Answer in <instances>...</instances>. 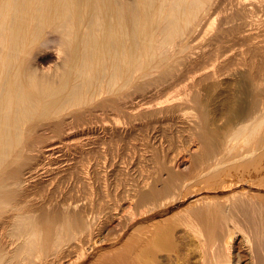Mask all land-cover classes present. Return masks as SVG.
Returning a JSON list of instances; mask_svg holds the SVG:
<instances>
[{
  "label": "bare ground",
  "instance_id": "bare-ground-1",
  "mask_svg": "<svg viewBox=\"0 0 264 264\" xmlns=\"http://www.w3.org/2000/svg\"><path fill=\"white\" fill-rule=\"evenodd\" d=\"M237 237L264 264V0H0V264H232Z\"/></svg>",
  "mask_w": 264,
  "mask_h": 264
},
{
  "label": "rangeland",
  "instance_id": "rangeland-1",
  "mask_svg": "<svg viewBox=\"0 0 264 264\" xmlns=\"http://www.w3.org/2000/svg\"><path fill=\"white\" fill-rule=\"evenodd\" d=\"M143 135V138H145L146 136L147 137H149L148 139L150 140V141H148V139H147V137H146V139H144L145 141H147L148 142V144H150L152 141V143H151V145H159L160 143L158 142L159 141V138L158 137H156L155 138V136L154 135H152V134H150L149 132H145V134L143 133L142 134ZM150 135V136H149ZM145 136V137H144ZM153 137V138H152ZM127 139V140H126ZM126 139H123L122 141V143L120 142L119 144H120V146H121V144H122V146H121V149H120V151L121 152H123L121 155H122V157H125L124 156V154L127 152V144H128V138H126ZM153 139V140H152ZM155 139V140H154ZM125 141H126V143H125ZM123 148V149H122ZM125 148H126V150H125ZM124 150V151H123ZM129 151V150H128ZM77 157V156H76ZM77 158H79V159H81V160H79V159H77ZM77 158H75V156H74V160H73V162H79V161H82V159L84 158H82V156H80L79 155V157H77ZM77 159V160H76ZM122 159V158H121ZM79 160V161H78ZM123 160H124V158H123ZM123 160H121V161H123ZM124 162V161H123ZM109 173V175L107 174V173H105V178L104 177H102V180H101V184L104 186V184H105V186H106V183H107V188L105 189L106 191H110V195H112V190H113V188H114V186L113 185H115L114 184V182L116 181L115 180V176L114 175H111L112 173H110V172H108ZM112 176V177H111ZM93 179H92V182H93V186H92V188H94L93 189V191H92V189H91V191L95 194L94 195V197L96 196V198L99 196V201L100 202H103L104 200H105V197H103L100 193H98L97 191H98V189H97V185H95V183H94V181H95V178L94 177H92ZM103 178H104V180H103ZM106 179V180H105ZM109 179H111V180H109ZM74 180V179H73ZM71 181L70 183H71V185H72V183H73V185L75 186L74 188H76L77 186H79L78 185V183H76V182H74V181ZM105 181V182H104ZM77 185V186H76ZM104 186V187H105ZM96 187V188H95ZM81 188H79V191L77 190H73L74 191V193L76 192H79V193H77V194H80L81 193V190H80ZM72 191V192H73ZM76 193H75V195H76ZM246 241V239H244L243 240V238H239V237H237V241L235 242V243H233L232 244V246H231V250H230V256H231V259H232V264H252L251 263V261H252V259L250 260V255H251V252H250V249L248 248L249 247V242H245ZM247 244V245H246ZM248 256H247V255ZM233 256V257H232ZM235 259V260H234ZM248 259V260H247Z\"/></svg>",
  "mask_w": 264,
  "mask_h": 264
}]
</instances>
